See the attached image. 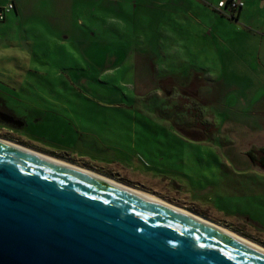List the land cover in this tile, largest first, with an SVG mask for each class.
<instances>
[{
	"label": "rangeland",
	"instance_id": "374dc122",
	"mask_svg": "<svg viewBox=\"0 0 264 264\" xmlns=\"http://www.w3.org/2000/svg\"><path fill=\"white\" fill-rule=\"evenodd\" d=\"M17 2L18 24L0 21V82L46 110L27 140L264 247V169L230 170L264 145V1L239 18L217 0ZM84 132L108 149H83Z\"/></svg>",
	"mask_w": 264,
	"mask_h": 264
},
{
	"label": "water",
	"instance_id": "95a60500",
	"mask_svg": "<svg viewBox=\"0 0 264 264\" xmlns=\"http://www.w3.org/2000/svg\"><path fill=\"white\" fill-rule=\"evenodd\" d=\"M0 264H264L164 201L0 139Z\"/></svg>",
	"mask_w": 264,
	"mask_h": 264
},
{
	"label": "crops",
	"instance_id": "0c3cea01",
	"mask_svg": "<svg viewBox=\"0 0 264 264\" xmlns=\"http://www.w3.org/2000/svg\"><path fill=\"white\" fill-rule=\"evenodd\" d=\"M219 0H217L218 2ZM244 1V5L243 7L247 6L245 4V0ZM261 2H259L258 0H251V4L253 2H255L256 6L257 4L261 3L263 4L264 0H260ZM11 2L13 4V8L11 9V11H9L7 13V15L5 16V18L3 19V23L7 24L8 22L13 24V25H17L18 24V19L16 18L17 15L20 14V6L17 2V0H0V6L5 5L6 3ZM248 3V0H247ZM237 9L236 11H234L235 13L237 12V18H239V15L241 13H244V10L242 12V8ZM13 10V12H12ZM227 11V10H225ZM166 79H162L160 81H164ZM192 82V81H190ZM22 89V86L20 83H18L16 86L13 85L11 82H5V84L3 85L0 82V132L3 133L4 135L7 136V138H13L10 139L16 143H18L19 145H22L24 147L30 148L32 150H35L36 152L39 153H43L46 155H55V156H59L55 153L43 150L41 148H38L35 146L34 141L33 140H27V136L24 135V131L26 132H31L29 126L30 121H34V124H37V127H40L41 125L44 124V122H42V111H46L44 109H41L39 104H36L35 102H30L28 100V97H26V102L24 103V100L22 99L23 97L21 95H18V90ZM15 101H19V102H23L22 105L19 104L20 107L15 106L16 102ZM22 129V132L20 135L19 133L17 134V129ZM29 136L30 133H28ZM87 136V140H80V143L83 145V149L88 151V148L93 147V143H97L99 142V144L101 145V148L103 149H108V147L105 146V143L100 142V140L98 139L99 137L91 134L89 132H84L81 133V136ZM98 137V138H97ZM69 149V148H68ZM65 155H69L68 153L64 152ZM230 153H234L233 151ZM82 154L85 155L86 158H82L84 160H86L87 162H91L87 159H89L92 155L91 153L85 152L83 151ZM141 157H144V154H140ZM101 157H94L93 160H105L104 158ZM136 157V156H135ZM235 157L239 158L238 156H234V158L231 161V165H230V170L235 169L237 171H248L252 168V163L248 160V158L246 157L245 160H238ZM121 160L118 159L117 162L113 161V163H117V167L119 169V173H127L128 171V167L125 163L120 162ZM151 161V160H150ZM153 162V161H151ZM113 163H111L110 165H105L104 161H101V164L105 165V166H111L113 165ZM232 176L234 174H240L239 172L235 173V172H231L230 173ZM220 187L217 186V189H219ZM219 192V191H218ZM209 200V199H207ZM204 205L205 207H210L216 211H218L219 213H221L222 215H227V216H233V215H228L225 211L223 207H220L219 205L215 204H209V203H204V204H200ZM207 205V206H206ZM199 214V213H196ZM201 216V214H199ZM240 215H243L242 213H240ZM246 216V215H243ZM248 217V216H247ZM257 223V222H255ZM258 224V223H257ZM262 226H264L262 224Z\"/></svg>",
	"mask_w": 264,
	"mask_h": 264
},
{
	"label": "bare ground",
	"instance_id": "6f19581e",
	"mask_svg": "<svg viewBox=\"0 0 264 264\" xmlns=\"http://www.w3.org/2000/svg\"><path fill=\"white\" fill-rule=\"evenodd\" d=\"M0 139H1V140H4V141H8V142H11V143H14V144L19 145L18 143H15V142H13L12 140H9V139H5V138H0ZM21 146H22V145H21ZM26 148H27V147H26ZM28 149H30V148H28ZM31 150H32V149H31ZM33 151H35V150H33ZM42 154H43V153H42ZM44 155H46V154H44ZM46 156L51 157V158H54V159H57V160H60V161H63V162H66V163H69V162H67V161L61 160V159L56 158V157H54V156H50V155H46ZM69 164H72V165H74V166H76V167H78V168H81V169H84V170H87V171L94 172V173H96V174H98V175H100V176H102V177H104V178H107V179H109V180H111V181H114V182H116V183H118V184H121V185L126 186V187H128V188H131V189H133V190H136V191H138V192H140V193H142V194H144V195H147V196H149V197H152V198H155V199H159V200H161V201H164V202H166V203H168V204H170V205H172V206H174V207H176V208H178V209H180V210H183V211L188 212V213H190V214H192V215H195L196 217L202 219V220L205 221V222H208V223H210V224H212V225H214V226H216V227H218V228L224 229V230H226V231H228V232H230V233H232V234H234V235H236V236H238V237H240V238H242V239H244V240H246V241H248V242H250V243H253V244L259 246L260 248H262V249L264 250V247H262L259 243L256 244L255 241H253V240H249V239H247V238H245V237H243V236H241V235H239V234L233 232L234 230L232 231V230H230L229 228H227V227H225V226H223V225H221V224H219V223H216L215 221H212V220H210V219H208V218H206V217H203V216H201V215H199V214L193 213V212H191V211H189V210H187V209H185V208H183V207H180V206H178V205H176V204H173V203H171V202H169V201H165V200L162 199L161 197H159V196H157V195H155V194H153V193H151V192H149V191H147V190L138 189V188H135V187H131V186L125 185V184H123V183H121V182H119V181H117V180H115V179H112L111 177H108V176H106V175H103V174H100V173H98V172L92 171V170H90V169H88V168H86V167H82V166L76 165V164H74V163H69Z\"/></svg>",
	"mask_w": 264,
	"mask_h": 264
},
{
	"label": "built area",
	"instance_id": "2783aa9c",
	"mask_svg": "<svg viewBox=\"0 0 264 264\" xmlns=\"http://www.w3.org/2000/svg\"><path fill=\"white\" fill-rule=\"evenodd\" d=\"M243 5H244L243 0H219L216 4V7L219 11L228 10L231 13H233L237 9L243 7ZM12 7H13L12 3H7L3 6H0V21L4 19L5 15L12 9ZM226 12L227 11H225V13Z\"/></svg>",
	"mask_w": 264,
	"mask_h": 264
},
{
	"label": "trees",
	"instance_id": "16d2710c",
	"mask_svg": "<svg viewBox=\"0 0 264 264\" xmlns=\"http://www.w3.org/2000/svg\"><path fill=\"white\" fill-rule=\"evenodd\" d=\"M167 93H169V92H167ZM247 156L249 158V161L253 165H257L258 168L264 169V145H262L261 147H259L258 150H257V152L256 151L255 152L248 151L247 152Z\"/></svg>",
	"mask_w": 264,
	"mask_h": 264
},
{
	"label": "flooded vegetation",
	"instance_id": "af4514ba",
	"mask_svg": "<svg viewBox=\"0 0 264 264\" xmlns=\"http://www.w3.org/2000/svg\"><path fill=\"white\" fill-rule=\"evenodd\" d=\"M10 140V139H9Z\"/></svg>",
	"mask_w": 264,
	"mask_h": 264
}]
</instances>
